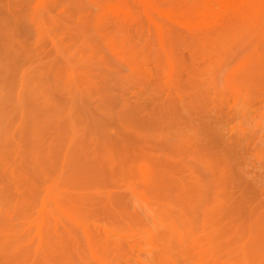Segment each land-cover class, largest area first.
<instances>
[{
  "label": "rangeland",
  "instance_id": "rangeland-1",
  "mask_svg": "<svg viewBox=\"0 0 264 264\" xmlns=\"http://www.w3.org/2000/svg\"><path fill=\"white\" fill-rule=\"evenodd\" d=\"M0 264H264V0H0Z\"/></svg>",
  "mask_w": 264,
  "mask_h": 264
},
{
  "label": "bare ground",
  "instance_id": "bare-ground-1",
  "mask_svg": "<svg viewBox=\"0 0 264 264\" xmlns=\"http://www.w3.org/2000/svg\"><path fill=\"white\" fill-rule=\"evenodd\" d=\"M225 1H226V0H225ZM228 1H229V0H228ZM227 4H228V3H227ZM235 4H236V3H235ZM235 4H234V5H235ZM107 10H108V9H107Z\"/></svg>",
  "mask_w": 264,
  "mask_h": 264
}]
</instances>
